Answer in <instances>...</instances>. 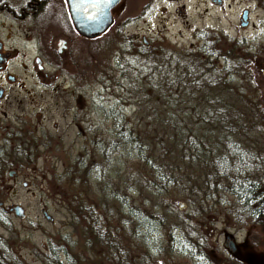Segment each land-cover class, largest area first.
Instances as JSON below:
<instances>
[{"label": "rangeland", "instance_id": "374dc122", "mask_svg": "<svg viewBox=\"0 0 264 264\" xmlns=\"http://www.w3.org/2000/svg\"><path fill=\"white\" fill-rule=\"evenodd\" d=\"M111 15L120 23L94 36L88 68L56 73L45 66L49 75L42 81L30 76L8 88L21 101L0 105L10 115L7 130L0 129V239L17 254L16 264H48L44 254L56 244L79 264H264V223L238 215L233 195L222 187L203 197L204 161L191 158L188 145L180 150L174 119L159 121L139 94H132L135 79H148L144 74L152 62L172 65L175 57L203 44L214 46L220 61L227 52L239 55L241 73L230 85L245 94L240 101L249 129L240 139L264 163V1L120 0ZM100 105L112 106L113 114ZM80 114L92 121L91 131L81 133L75 125ZM123 124L152 141L145 148H153L154 163L179 165L180 180L162 192L147 188L145 164L126 145L112 152L111 162L103 160L96 141L108 142ZM160 136L162 145L156 142ZM161 148L169 150L164 160L157 157ZM84 155V168L74 172L73 159ZM74 198L79 202L72 206ZM79 203L98 231L91 248L82 217L71 218ZM127 203L158 217L145 238L123 232ZM14 204L22 216L9 209ZM65 232L71 243L60 237ZM145 244L154 249L149 258L141 256Z\"/></svg>", "mask_w": 264, "mask_h": 264}, {"label": "trees", "instance_id": "16d2710c", "mask_svg": "<svg viewBox=\"0 0 264 264\" xmlns=\"http://www.w3.org/2000/svg\"><path fill=\"white\" fill-rule=\"evenodd\" d=\"M221 57L222 61L219 60L214 46L203 44L197 46L196 50H188L181 53L180 57H175L172 65L166 62H152L144 74L145 76L149 74L148 79H135L137 83L131 91L133 95L138 93L147 106L154 110L159 116V121L168 122L167 118L174 119L177 124L174 138L179 141V146H182L180 150H185V146L188 145L189 149L186 152L189 156L204 161L201 165L204 174L200 185L207 187V194L203 197L213 188L222 187L233 195L238 215L248 218V222L263 224L264 163L255 156L252 148L246 145L244 138L240 139L245 129H249L244 121L245 94L243 88L235 86L233 91L230 85L231 80L238 76L234 74L241 73L239 68L243 66L242 57L229 52L222 54ZM157 75L159 78L155 80ZM130 84L132 83L129 82L128 85ZM111 107L107 109L100 105L101 110L110 115L114 111ZM161 136L156 139L160 145L163 144ZM95 144L100 149L102 159L107 162L112 161V152L117 151L119 145L133 149L145 164L147 188L155 192L167 190L169 185L182 177L183 173L178 171L181 169L179 165L154 163L153 160L156 159L153 156V148H145L152 144V141H148L143 133L132 128L125 129L124 124L117 127L114 136L110 137L108 142L104 140L103 145H100V141H96ZM157 152L160 160L169 157V150L161 148ZM85 160V155L75 157L73 171H82ZM77 202L79 200L76 198L69 201L72 206ZM71 205L69 207L67 205L68 210L72 208ZM136 209L134 211L135 208L128 204L124 213L127 218L121 220L122 230L133 238L138 236L145 238L158 223V217ZM84 211L86 208L79 203L71 213V218L77 215L79 219L82 217L84 223L80 226L85 227L83 235L90 241L91 248L97 245L98 231L94 229V222L89 221V215ZM3 222L4 214L0 207V225ZM70 223L72 226L76 225V221ZM60 237L71 243L70 234L65 232ZM147 246L145 244V249L141 252L144 258H149V254L154 250ZM183 248L176 246V251L187 252V249ZM44 255V260L48 264H79L61 245H51ZM60 255L62 259H59ZM17 258L11 245L0 239V264H16Z\"/></svg>", "mask_w": 264, "mask_h": 264}, {"label": "flooded vegetation", "instance_id": "af4514ba", "mask_svg": "<svg viewBox=\"0 0 264 264\" xmlns=\"http://www.w3.org/2000/svg\"><path fill=\"white\" fill-rule=\"evenodd\" d=\"M120 20L111 15L102 32L116 28ZM95 35L78 30L66 0H0V105L20 102L18 93H9L8 88L21 86L30 76L42 81L48 74L45 66L56 73L88 68ZM84 46L89 48L83 50ZM0 109V129L7 130L10 115L4 107ZM74 119L81 133L92 130L87 115Z\"/></svg>", "mask_w": 264, "mask_h": 264}, {"label": "water", "instance_id": "95a60500", "mask_svg": "<svg viewBox=\"0 0 264 264\" xmlns=\"http://www.w3.org/2000/svg\"><path fill=\"white\" fill-rule=\"evenodd\" d=\"M71 17L74 24L77 26L81 33L87 35H95L102 32L111 21V8L119 0H66ZM247 23V9L241 11L240 24L245 25ZM13 169H9L8 174L13 173ZM24 185L25 182L22 181ZM1 207V201H0ZM14 214L22 216V208L18 204H14L9 207ZM43 215L46 218H50V215L46 211L42 210ZM230 250L233 249L231 241L227 242Z\"/></svg>", "mask_w": 264, "mask_h": 264}]
</instances>
